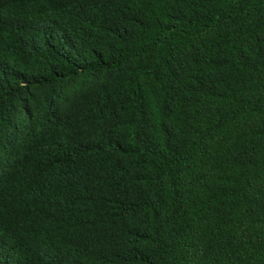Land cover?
Segmentation results:
<instances>
[{
  "label": "trees",
  "instance_id": "obj_1",
  "mask_svg": "<svg viewBox=\"0 0 264 264\" xmlns=\"http://www.w3.org/2000/svg\"><path fill=\"white\" fill-rule=\"evenodd\" d=\"M0 264H264V0H0Z\"/></svg>",
  "mask_w": 264,
  "mask_h": 264
}]
</instances>
